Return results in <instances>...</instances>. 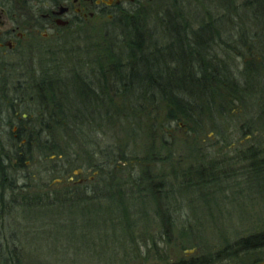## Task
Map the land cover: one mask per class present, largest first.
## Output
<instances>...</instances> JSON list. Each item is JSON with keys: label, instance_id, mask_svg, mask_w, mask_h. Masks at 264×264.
<instances>
[{"label": "rangeland", "instance_id": "1", "mask_svg": "<svg viewBox=\"0 0 264 264\" xmlns=\"http://www.w3.org/2000/svg\"><path fill=\"white\" fill-rule=\"evenodd\" d=\"M261 1L143 0L126 17L135 16L133 21L109 23L100 29L118 41H122L121 34L126 31V56L131 48H137L136 58L140 60L139 63L148 64L149 68L155 70L174 65L176 73L182 76L186 72L192 78V81L189 80L191 94L195 95L199 104L195 102L189 107L190 117L183 119L173 115L169 118L170 101L153 93L149 84L126 82V92L121 90L116 97L112 94L110 83L105 80L107 88L95 89L99 90L103 98L98 100L97 106L99 112L105 115L98 116L100 123H95L93 114L92 118L86 117L85 123L77 124V131H72L75 136L67 135L69 131L66 130L61 133L52 132L54 135L49 136V140L51 136L57 137L62 143L60 148L65 153L69 152L73 158L78 154V160L84 163L82 169L75 168L76 161V165H71L65 158L57 161L56 166L45 165L41 161L45 153L36 143L37 140L35 145L30 141L33 148L27 157L28 162L24 161L22 167H18L14 153L20 142L15 139V144L10 133L5 136L1 135L3 132L0 133V162H6L5 166L9 170L5 172L7 176H12L9 180H12L10 184L13 186V190L4 189V194L9 198H17L32 196L44 190L47 192L48 184L60 185L63 174L71 177L73 182L89 180L94 175L93 167L89 162L81 160L83 150L79 149L80 145L84 148L87 140L86 146L96 152V159H103L104 154H108L109 158L117 155L119 163L121 158H126L119 163L117 170L111 172V184L114 185L121 183V172L125 178L131 173L135 176L137 182L131 184L134 180L130 178L131 183H127L126 192L136 189L138 193V190L144 188V182L139 179L143 171L159 180L157 178L162 175L168 176L169 171L185 174L190 170L195 173L191 178L196 183L180 184L187 178L181 176L177 186L171 184L174 193L168 194L167 200H160L161 210L157 208L159 201L155 200L156 192L126 196V213L121 212L116 201L99 204L98 198H94V204L72 208H46L37 202L35 209L23 212L20 209H8L0 213V248L11 245L9 236L3 230L9 226H20L18 231L21 243L17 242V246L23 247L25 257L34 264H163L160 257L168 260L200 257L216 253L226 244L264 233V115L256 113L259 109L257 100L264 92V57H261L264 55V11ZM94 24L91 26H96ZM197 27L199 31H195ZM79 30L78 27H69L64 32L79 33ZM95 31L85 32L84 36H78L80 40L74 39L64 46H73L76 51L72 59L77 55L78 72L90 68L97 70L96 55L86 50L92 41L99 38L93 36ZM192 37L203 44L202 50L196 55L191 53ZM34 38L30 34L20 44L22 46L16 49H19L22 67L36 68L29 76L25 75L26 70L17 69L15 73L21 77L22 82L28 78V81H35L41 78L42 73H67L72 62L70 58L65 59V67L57 54H50L45 47L47 42L34 44ZM48 41L52 42L51 39ZM124 45L116 44L118 48ZM185 60L187 68L184 71ZM205 62L209 66L214 65L216 70L229 68L236 74L238 71L243 78L245 75L241 72L246 65L251 73L257 70L254 73L258 75L257 79H249L258 83V86L255 87L252 82L250 92L239 96L242 103L238 102L227 113L225 105L221 111L213 109L217 88L213 91L207 87L201 88L198 86L202 84L199 81L200 75L194 76L196 72L199 73V65L206 66ZM0 73L3 82L12 81L14 74L8 75L4 65ZM261 79V83L257 82ZM89 82L99 86L93 83V78ZM209 83L207 81L205 84L211 87ZM182 97L185 99L187 96ZM262 101L264 103V95ZM93 102L97 101L87 102V109L94 106ZM77 103L81 106L85 99H79ZM1 115L3 119L9 117L7 114ZM86 127H90V130L82 131ZM6 129L9 130L8 127ZM250 147L253 150L251 160L244 153ZM252 154H256V157ZM212 162L229 173L217 177L207 174L198 178V168ZM66 166L75 169L65 173ZM166 179L171 182L170 177ZM199 180H202L201 183ZM9 186L8 183L7 188ZM8 197L0 202V206L11 205ZM4 200L8 202L5 204ZM167 213L170 223L162 227L161 232L169 231V234L168 239H162L159 216L162 215L164 221ZM261 262L264 264V246H256L249 251H243L239 246L236 258L215 264Z\"/></svg>", "mask_w": 264, "mask_h": 264}, {"label": "bare ground", "instance_id": "2", "mask_svg": "<svg viewBox=\"0 0 264 264\" xmlns=\"http://www.w3.org/2000/svg\"><path fill=\"white\" fill-rule=\"evenodd\" d=\"M62 11H58L57 14L58 15H62L64 14V9L63 7ZM66 13V12H65ZM65 23V22H62ZM95 23V24H94ZM109 23L112 22H107V21H90V22H85V21H72L69 23V25H67L66 27H63L59 30H57L56 32H48V37L49 39H42L43 41H41L43 44H45V42H47L45 44V47H47V49L49 50L50 54H57L59 56V61L62 62L65 67H67L66 63H65V59L70 58V60L72 61L71 64L68 66V72L64 73V74H58V75H53L54 76V81H55V87L54 90L52 91V93L48 94L47 96L41 98L40 100H38V102L36 103V108L41 107L40 105H42V103H46L47 101H52V102H61L63 103V107L65 108V112H67L68 114H71V124L73 127H76L77 124H81V123H85L86 121V117L87 116H91V118L93 117L94 114V120L95 123L98 124L100 123V119L98 118L99 115L104 116V114H101L98 110V102H93L92 105H94L92 108L87 109V102L90 101L92 102L95 98L92 96V94H90L87 98H86V103H83L81 106H79L80 104L78 103H71L70 102V98L74 99L76 96H81L83 94V91H85V87L89 86V88H93L94 92L96 94H99V90L96 91V88H107L105 86V84H103L105 82V80L108 78V75L102 72H99L98 68L95 71V69L90 68L92 65H90V70H83L82 72H80L79 76L76 75V72H73L74 69H76L77 67V55L75 59H72V54L76 53V51L73 50V46H69V47H64L68 42L73 41L74 39H81L78 36H84L83 33H87V32H92V30H96L93 33V36H98L100 38L101 35H105V37H107L106 31H102L100 29H102L103 27H107V25ZM91 24H94L96 26H91ZM64 26V25H61ZM69 27H78L79 33L78 32H70V33H66L64 32L67 28ZM84 27V28H82ZM43 32V30H39L38 35L35 36V34H33L35 36V39H41V33ZM50 34L52 35L50 37ZM92 36V37H93ZM86 37H84L82 40H84ZM51 39V43H48ZM57 41L56 43H53V41ZM57 51V52H56ZM129 56H136V51L132 50L129 54ZM53 56V55H52ZM124 57V55H123ZM43 60V59H40ZM141 63V62H140ZM80 64V63H79ZM54 67V66H53ZM98 67V66H97ZM210 67H213L212 65H208L207 66H200L199 70L200 72L205 71L206 69H210ZM36 70V68L34 67H30L26 70L25 75L29 76L31 75L34 71ZM7 71H8V75L11 73H14L16 70H13V68L11 66H7ZM0 78H2V76H0ZM93 78V83L95 84H99V86L97 87V85H91L89 82V79ZM9 79V78H8ZM13 80V78H12ZM2 81V79L0 80ZM8 81V80H5ZM36 82V79H35ZM110 83V88L112 89L115 85L112 82H108ZM14 92L16 93V91H23V88L21 89V81L19 79H17V81L15 82L14 85ZM112 94H114V91L112 90ZM26 95V94H25ZM27 96V95H26ZM259 109L256 110V113L258 114L259 112L261 113L260 115L263 116L264 115V110L262 111L261 108H263L261 106V102L258 104ZM16 109H17V116L16 118L18 119H9V117H4L0 118V133L3 132L1 135L5 136L7 133H11V126L12 125H16L17 126V132L21 133L24 137L26 136L28 139H30L31 142L34 141H39V145L40 147L43 149V153H45V155L42 157V162L47 165V166H56L58 164L57 161H59L62 158H65L66 162L68 164L71 165H75L74 164V158L73 156L69 153L66 152L63 157L60 155H51L52 150H55L56 148H53L55 145L58 144L59 147H62V143L58 140L57 137L53 138L54 143H51L49 140V133H50V127L54 124L53 122L49 123V124H44L43 122H45L48 118V111H44L40 116V118L35 117V114H33V116H27L25 111L28 112L27 110L24 111V104L23 103H19L15 105ZM2 114V113H1ZM59 114V113H58ZM62 114H59V116ZM43 121V122H42ZM57 121V120H56ZM5 127H8V131L6 129L5 131ZM86 130H90V127H86L84 130V132H86ZM75 131H77V128H75ZM52 138V137H51ZM88 144V140L86 141ZM1 143V140H0ZM30 143V142H29ZM31 144V143H30ZM29 149L30 147H21L18 150H15L14 153V157L16 159V163H18L19 165H17L18 167H22V162L27 161L25 158L29 153ZM80 150H83V154L81 156V160L83 162L86 161V163H90V165L93 167V172L94 175L93 177H91L89 180H79L76 182L71 181L72 179H70L71 177H68V175H61V183L60 185L56 184V185H47V191L52 190V189H56L57 190V198L55 200L52 199H47L46 202V208L48 207H54L55 209H61L63 207H73L76 205H82V204H94L92 203L95 199H100L99 200V204L101 202H108L110 200H114L111 194V190L109 187V182L112 181V176L110 179L106 180L103 179L101 177V173H100V169L104 168V166H106L110 171V173L115 170L118 161L116 160L115 156L113 158H109L108 154H104V158L103 159H96V152H93L92 150H89L87 148V146L84 145V148H81V145L79 146ZM91 152V153H90ZM245 154H247V151H244ZM53 154V153H52ZM252 156L256 157V154H252ZM75 158H78V156ZM249 158L251 160V152H249ZM80 159L77 160V165L75 168L78 169H82L84 167V163H80ZM107 164V165H105ZM4 165H6V162L4 163ZM6 168H8L7 166H5ZM90 167V166H87ZM204 169L200 170L202 175L205 177L207 176V174H210V177H217L219 174H226L229 172H225L222 171V168H218L216 166V164L210 163L208 164V166H201ZM200 167V168H201ZM75 168H70L66 166V172H71L73 169ZM250 168L253 170L252 168V164H250ZM107 170V169H106ZM170 173H168L169 175H162L161 177H158L156 180L155 178H153V176L147 172V171H143L142 174L140 173L139 175V179L141 181H143L144 183V188L141 190H138V193L136 192V189H131L129 192H126V185L128 183V185L131 183L130 182V178L132 180H134L131 184H134L135 182H137V179H135V176L131 173L129 174L128 178H125L123 176V172H121V176H120V181L121 184L124 185L123 190H122V195H120L118 198H116V202L120 203L122 206L126 207V196L130 197L131 195H138L139 193H143L146 192L148 194H155L154 192H156L157 194L156 196V201H159V206L157 208L160 209V200L165 201L168 199L169 195L174 193L173 192V188L171 187V184H173V186H177L179 184V178H181V176H187V178L183 181L180 182V184L182 183H186V184H193L196 183L195 180H193L191 178V176H193V174H195L194 172H192L193 174L189 177L188 176V172H185V174L182 173H174V171H169ZM52 174H55L54 171H52ZM51 174V175H52ZM6 176V173H5ZM3 176V174L0 172V202L3 201V199H5L6 197H8L5 193V190H13V186L12 184V180H9L12 176H7L5 177ZM170 177V181L171 182H167L169 181L168 178ZM199 178V176H198ZM191 179L192 182H189L188 180ZM139 180V181H140ZM11 181V184H10ZM160 182V183H159ZM9 183V187L7 188V185ZM138 184V183H136ZM176 188V187H175ZM5 189V190H4ZM172 189V190H171ZM46 190L44 191H40L37 192L35 194H37L36 196L33 195L32 197L29 195H26L24 198L22 197H17V198H9L10 200V204L9 206H5V205H1L0 206V213L5 212L8 209H20V211H25V210H29V209H35L36 208V204L37 202H39L40 200H42L44 198ZM4 194V195H3ZM169 194V195H168ZM3 195V196H2ZM43 196V197H42ZM168 196V197H167ZM7 200H4L3 203H7ZM105 206V205H104ZM165 208V207H164ZM108 207L106 208L107 211ZM166 209V208H165ZM161 210V209H160ZM167 211V210H166ZM122 212V211H121ZM161 218V222H160V226H161V230L162 231V227H166L167 225V218L168 221L170 219V216L168 217V213L166 216V220L162 221V215L159 216ZM126 226V224H125ZM4 227V226H3ZM7 227V226H6ZM20 227V226H19ZM18 226L17 227H12L9 226L8 228H5L4 234L6 233V236L8 237V241L11 245H7L2 249V246L0 248V264H9V260H8V256H12L14 259H16V261H19L21 264H34L30 259H28L27 257H25V250H23L22 246H17V242L20 244L21 243V239H20V232L18 231ZM0 231H2L0 229ZM166 232V231H165ZM12 233V234H11ZM164 233V232H161ZM169 234V231H168ZM255 235V234H253ZM251 235V236H253ZM160 237L163 239L166 238V236H163V234L160 235ZM10 238V239H9ZM248 238V237H247ZM168 239V236H167ZM246 239V238H244ZM240 242H234L231 244H226L224 247H222L221 250H219L216 253H209L207 255H203L200 257H192V258H180V259H176V260H168L167 258H162L160 257V261H163V264H215V262L218 261H222V260H227L230 258H236V253L237 250L239 248V244ZM153 245V244H152ZM166 259V260H165Z\"/></svg>", "mask_w": 264, "mask_h": 264}, {"label": "trees", "instance_id": "3", "mask_svg": "<svg viewBox=\"0 0 264 264\" xmlns=\"http://www.w3.org/2000/svg\"><path fill=\"white\" fill-rule=\"evenodd\" d=\"M262 3H263V5L261 7H262V10L264 11V0ZM133 17H135V16L132 15L129 18H126L125 20H122L118 23L122 24L126 21H129V20L133 21V19H134ZM195 31H199V27L195 28ZM121 35H123V39H120L122 41L113 40L111 37L107 36L108 38H106L105 35H101L100 36L101 38H98V40L95 42L92 41L91 44L88 45L86 48V50H89L90 53H93L96 55L97 66H98L97 68H98L99 72L107 74L108 78L106 80H108V82H112L115 85L111 89L114 91L113 95L117 97L120 94L121 90L123 93L126 92V85H127L126 82L127 83L145 82V83L149 84V86H152L150 88L153 91V93L159 95L164 100L170 101L169 108H168V117L169 118H172L173 115H176V117H181L183 119L186 116L190 117V108L189 107L192 106V104L194 105L195 102L198 103L195 100V95L191 94L192 88L189 85V80L192 81V78L190 76H188L186 72L184 73L185 76H182V74L176 73V71L174 69L175 68L174 65H172V67H169V68L166 66H165L166 67L165 68L163 66V67H160V69L155 70V69L149 68L148 64H144L143 62L139 63L140 60L138 61L136 56H129L128 55L132 50L137 49L135 47L131 48L129 50V53L126 56V41L128 40V34L125 31ZM92 39H93V37L91 38V40ZM115 43L116 44L117 43H124L125 45L123 46V48L122 47L118 48ZM129 46L132 47V44H129ZM202 46H203V44H199V42L197 40L193 39V37H192L191 46H190L192 48V51H191L192 54H194V55L198 54V51L200 52L202 50ZM123 55H124V57H123ZM185 56H187V54H185ZM192 56L193 55H191V57ZM261 57H264V55H262ZM183 59H184V57H183ZM175 60H177V59L175 58ZM186 62H187V60H185V62H184L185 63L184 71L187 68ZM204 64L208 67V65H207L208 63L205 62ZM126 65H128V72L127 73H126ZM143 65H145V67ZM199 67H200V65H199ZM245 67L246 68L244 70H242V72H241V73H244V75H245L244 78L241 76L240 72H238V71L236 74L233 70H230L229 68H224V70H222V69L216 70V67L214 65H213V67H210L209 70L206 69L205 71H202V72H200V70H199V73L196 72L194 74L195 77L198 74L200 75L199 81H201L202 84L198 85V86H200L201 88L207 87V88H210L211 91H213V89L215 90V88H217L215 90V95L217 96V99H215L213 102V105H212L213 109H219L220 110L221 108L223 109L224 108L223 105H225V107H226L225 113H227L228 111H230L233 108V106L237 105L238 102H240L239 96L241 97L242 94L246 95L250 92L249 91L250 86L253 87V84L255 85V87L258 86V83L255 84L254 80L251 81L249 79L251 77L257 79L258 75L254 74L257 70H253V73H251V69H249V67H247L246 65H245ZM256 68H258L257 64H256ZM221 71H224V72H222V74H219V72H221ZM73 72H76L77 76H79V74H80V72H78L77 69H74ZM178 74L180 75L179 77H177ZM53 75H55V74L49 75L48 73H42L40 75L41 78L40 77L36 78V82H37V84L35 85V87H36L35 99L36 100H40L41 98L52 93V91L54 90V87H55V81H54ZM191 76L193 77V75H191ZM247 76H248V78H247ZM128 80H132V81H128ZM207 81L210 82L209 84H211V87L208 84H205ZM252 82H253V84H252ZM257 82L261 83L262 79L260 81H257ZM263 91H264V87H263ZM179 93H180V95H182V96L185 95L187 97L184 99V97L180 96ZM90 94H92V96L95 98L94 100L97 101L98 103H99L98 100L100 98L103 99L101 94H96L94 92L93 88H91V87L89 88V86H86L85 91H83V94L81 96H76L74 99L70 98V102L71 103H77V101L79 99H81V100L85 99V101H86V98ZM263 95H264V92H263ZM263 95H261V96L263 97ZM262 97L260 98V96H259V101L257 100V102H258V104L261 102V106L263 107L261 109L263 111L264 110V103L262 101ZM240 103H242V102H240ZM63 105L64 104L61 102L47 101V104L42 103V105H40L41 108H39L38 111L36 110L34 113L35 117L40 118L41 117L40 115L44 111H48L47 120L45 122H43V121L42 122L44 124H49L51 122L54 123L50 127L49 136L54 135L52 132L59 131L58 133H61V132H64L65 130L67 132L69 131L67 133V135H74V136L76 135L72 131H74L75 128H77V126L76 127L72 126V124L70 122L72 115L65 112V108L63 107ZM58 113L62 114V115L59 116ZM249 114H251V113H249ZM191 118H193V117H191ZM11 136L14 137L15 144H16V140L18 142H20L18 149L21 147H27V146L30 147L29 153L25 158L26 160H28L27 157L31 154L32 148H33V146L32 147L30 146V143H29L30 139H28L26 136L24 137L23 135H16L15 136L13 133ZM51 137L52 138H50V142L54 143L53 138L55 136H51ZM22 139H24V143H21ZM35 142L36 141H34V145H35ZM36 143L39 145V141H37ZM86 144H87V142L85 141L84 145L86 146ZM53 148H56V149L52 150L53 154L51 153V155L62 156V154H65V152L58 146V144L55 145ZM248 152H253L251 147L247 149V155L249 156ZM77 156H78V154H76V157ZM115 158L117 160L118 156L115 155ZM77 160H78V158H74V161L77 162ZM125 160H126V158L125 159L121 158L119 163H121ZM119 163L117 164L115 170H117ZM22 165H23V162H22ZM105 165H107V164H105ZM203 169H204L203 167L198 168V173H199L198 176L199 177L203 176L201 171H200ZM8 170H9V168H6L5 165L1 164V162H0V172L3 174V176H5V173H6V177H7ZM108 170L109 169L106 166H104V168L100 169L101 177L103 179L108 180L111 178V173ZM5 171H7V172H5ZM187 172H188L189 177L193 174L190 170ZM188 181L192 182L191 179H189ZM199 181L201 183L202 180H199ZM118 185L111 184V181L109 182V187H110L111 194H112L114 201H116V198H118L120 195H122V190H123L124 185L121 183H119ZM34 195L36 196L37 194H34ZM22 198H24V197H22ZM56 198H57V190L56 189H52V190L48 189V191L44 195V198L42 200H40L38 203H42L43 206H46L47 199L55 200ZM118 204L121 208V211L123 213H126V207L122 206L120 203H118ZM168 223H170V222L168 221V218H167V224ZM163 236L167 237L168 231L164 232ZM239 246L243 251H249L251 248H254L256 246H258V248H262L264 246V233L255 234L253 236H249L246 239H242ZM237 252H238V250H237ZM7 258L9 260V264H21L19 261H16V259H14L12 256H8Z\"/></svg>", "mask_w": 264, "mask_h": 264}, {"label": "flooded vegetation", "instance_id": "4", "mask_svg": "<svg viewBox=\"0 0 264 264\" xmlns=\"http://www.w3.org/2000/svg\"><path fill=\"white\" fill-rule=\"evenodd\" d=\"M143 0H0V68L11 66L13 70L28 66L20 64V52L16 49L30 35H38L41 39L34 38V44L49 39L48 32H56L66 27L72 21H107L118 23L132 14V9L139 7ZM64 9V14L58 15V11ZM66 12V13H65ZM65 22V23H62ZM64 25V26H61ZM22 46V45H21ZM20 46V47H21ZM19 47V48H20ZM16 51L15 54L13 51ZM14 54V55H12ZM6 60L9 62L7 63ZM8 64V65H7ZM12 78L17 77L21 81L23 91L14 92L16 80L0 81V118L2 114L11 115L10 119H18L16 104L23 103L27 116H33L36 109L35 85L37 82H22L21 77L12 73ZM1 76V73H0ZM1 80V79H0ZM3 87V88H1ZM27 96H26V95ZM11 133L22 135L17 132L14 124ZM24 143V139L21 140ZM263 264V262H261Z\"/></svg>", "mask_w": 264, "mask_h": 264}]
</instances>
